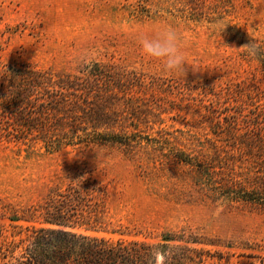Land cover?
<instances>
[{
	"label": "rangeland",
	"instance_id": "obj_1",
	"mask_svg": "<svg viewBox=\"0 0 264 264\" xmlns=\"http://www.w3.org/2000/svg\"><path fill=\"white\" fill-rule=\"evenodd\" d=\"M167 28L191 64L185 77L165 74L141 48V36ZM263 60L264 0H0V92L9 66L79 74L95 62L114 65L137 75L124 122L152 137L131 151L93 143L47 150L0 129L7 233L40 225H10L12 209L38 206L54 187L92 175L103 190L97 234L156 242L184 231L205 241L190 244L209 251L201 264H264V209L217 191L229 175L246 183L254 173L243 141L264 108Z\"/></svg>",
	"mask_w": 264,
	"mask_h": 264
},
{
	"label": "trees",
	"instance_id": "obj_2",
	"mask_svg": "<svg viewBox=\"0 0 264 264\" xmlns=\"http://www.w3.org/2000/svg\"><path fill=\"white\" fill-rule=\"evenodd\" d=\"M261 65L264 70V60ZM131 75L137 76L97 62L79 74L9 66L6 90L0 92V129L8 136L40 141L47 150L93 143L131 151L143 140H152L138 123L124 122L131 114L125 104ZM119 99L126 109L115 107ZM256 121L243 141L254 173L246 183L229 175L217 191L229 200L264 209V108ZM171 150L177 158L192 162L184 151ZM102 192L95 177L80 175L63 188L54 187L38 206L12 209L5 215L10 225L21 220L40 225H28L26 233L15 234L7 233L0 222V264H201L208 256V250L190 245L205 241L184 231L162 232L156 242L97 234Z\"/></svg>",
	"mask_w": 264,
	"mask_h": 264
},
{
	"label": "clouds",
	"instance_id": "obj_3",
	"mask_svg": "<svg viewBox=\"0 0 264 264\" xmlns=\"http://www.w3.org/2000/svg\"><path fill=\"white\" fill-rule=\"evenodd\" d=\"M140 45L148 57L161 62L165 74H182L185 77V65L189 63L180 48L179 36L174 29H164L153 37L141 36ZM247 50L250 56L257 54L255 45L250 44Z\"/></svg>",
	"mask_w": 264,
	"mask_h": 264
}]
</instances>
